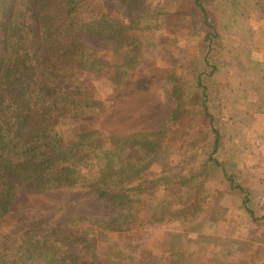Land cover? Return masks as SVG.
Returning <instances> with one entry per match:
<instances>
[{"label":"trees","instance_id":"obj_1","mask_svg":"<svg viewBox=\"0 0 264 264\" xmlns=\"http://www.w3.org/2000/svg\"><path fill=\"white\" fill-rule=\"evenodd\" d=\"M242 1L244 5L239 0H190V8L181 11L176 0H160V7L150 11L147 0H0V226L17 209L20 185L38 191L91 187L100 200L126 212L121 220L83 216L53 227L26 228L0 246V264H122L110 260L116 253L110 244L101 262L102 245H96L100 232L173 218L220 222L202 191L215 169L224 176L215 192L238 202L244 245L230 253V262L198 260L193 253L189 264H264V165L219 153L224 134L223 115L218 114L231 106L224 103L230 85L225 67L238 68L239 85L245 69L241 44L229 41L232 26L248 18L264 27V0ZM176 13H184L198 35L179 50L181 56L168 72L176 100L172 119L185 110L187 97L210 129V135L192 138L186 149L191 158L177 172L157 174L164 155L152 131L103 138L101 131L90 129L67 143L64 123L96 113L97 101L77 88L84 83L117 87L127 76L96 56L80 40L81 33L126 41L137 35H130V29L142 34L158 25L155 20ZM227 47L231 55L221 60ZM234 112L229 118L240 116L239 110ZM135 147L143 150L142 156L132 162L120 159L122 149Z\"/></svg>","mask_w":264,"mask_h":264},{"label":"rangeland","instance_id":"obj_2","mask_svg":"<svg viewBox=\"0 0 264 264\" xmlns=\"http://www.w3.org/2000/svg\"><path fill=\"white\" fill-rule=\"evenodd\" d=\"M160 0H147L150 11L160 7ZM176 8L186 11L190 0H176ZM245 1V0H244ZM252 1V0H251ZM239 0L240 5H244ZM253 2V1H252ZM251 3H246L249 7ZM158 25L140 29H130L135 37L122 41L119 37L93 32L81 33L80 40L92 47L93 52L108 64L119 67V76L126 79L116 87L98 84H81L77 89L83 96L97 101L93 118L66 121L65 139L75 142L81 133L90 129L101 131L103 138L110 134H128L136 131H152L163 149L160 173L179 171L185 159L191 158L186 150L194 137L210 135V129L203 126L201 113L196 112L192 100L185 97L184 111L176 119L172 113L176 100L168 82V72L181 56L180 49L198 31L184 17L176 13L168 20L159 18ZM248 18L232 26L230 43L241 44L245 65L243 82H237L238 68L225 67L226 78L230 81L225 104L230 108L221 110L218 116L223 122V146L220 154L226 152L236 160L264 165V27L259 22L251 23ZM241 31L237 32V31ZM236 33V34H235ZM230 47L219 55L221 60L230 54ZM196 67L199 63L194 64ZM242 69V67H240ZM238 70V71H237ZM228 71V72H227ZM123 73V74H122ZM238 101L232 102L235 98ZM239 110V117L229 118V114ZM220 111V110H218ZM235 113V112H234ZM196 135V136H194ZM201 143V142H199ZM202 144V143H201ZM140 148H125L120 151V159L134 161L142 156ZM118 157V155H117ZM162 171V172H161ZM219 169L213 170L202 186L207 196L206 205L216 211L220 221L208 220L184 222L173 218L162 223L142 228L100 232L97 244L101 262L108 244L116 249L112 263L122 264H189L190 254L198 260H222L230 262L231 252H237L244 245L243 221L240 219L238 202L231 195L215 192V186L223 180ZM255 186L257 179L253 180ZM17 209L8 222L0 226V246L9 244L14 236L33 226L53 227L66 219L92 216L102 219H123L125 211L100 200L91 187H63L38 191L20 185L17 189ZM38 221H40L38 223ZM41 228V227H40ZM39 230V229H37ZM100 242V243H99ZM229 251V252H228ZM197 252V253H196ZM108 260V259H107Z\"/></svg>","mask_w":264,"mask_h":264}]
</instances>
